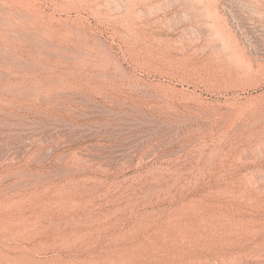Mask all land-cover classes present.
<instances>
[{
    "label": "rangeland",
    "instance_id": "1",
    "mask_svg": "<svg viewBox=\"0 0 264 264\" xmlns=\"http://www.w3.org/2000/svg\"><path fill=\"white\" fill-rule=\"evenodd\" d=\"M262 105L264 0H0V264H264Z\"/></svg>",
    "mask_w": 264,
    "mask_h": 264
},
{
    "label": "bare ground",
    "instance_id": "2",
    "mask_svg": "<svg viewBox=\"0 0 264 264\" xmlns=\"http://www.w3.org/2000/svg\"><path fill=\"white\" fill-rule=\"evenodd\" d=\"M204 29V28H203ZM213 32V31H212ZM206 33V32H205ZM208 33V32H207ZM259 86H260V84H256V86H253V88H259ZM236 87V86H235ZM143 96V95H142ZM164 100V99H163ZM262 106H264V105H262ZM259 108H262V107H259ZM258 108V109H259ZM264 108V107H263ZM256 110V109H255ZM253 111V112H258V111ZM260 111V110H259ZM261 111H262V109H261ZM243 112V111H242ZM260 113V112H259ZM263 113H264V111H263ZM254 114V113H253ZM256 114V113H255ZM261 114H262V112H261ZM254 116H256V115H254ZM262 116V115H261ZM263 117V116H262ZM260 119H261V117H259ZM258 119V118H257ZM262 120H263V118H262Z\"/></svg>",
    "mask_w": 264,
    "mask_h": 264
}]
</instances>
